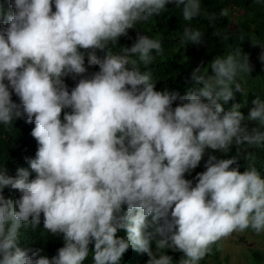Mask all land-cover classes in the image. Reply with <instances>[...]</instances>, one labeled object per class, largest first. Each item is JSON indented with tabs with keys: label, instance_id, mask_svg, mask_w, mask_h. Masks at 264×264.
<instances>
[{
	"label": "clouds",
	"instance_id": "clouds-1",
	"mask_svg": "<svg viewBox=\"0 0 264 264\" xmlns=\"http://www.w3.org/2000/svg\"><path fill=\"white\" fill-rule=\"evenodd\" d=\"M169 3L182 7L184 21L203 15L213 25L228 16L202 12L201 0H11L15 11L0 19V124L21 115L34 121L38 149L28 160L34 179L28 168L15 177L0 170V264H84L90 253L93 264H120L129 248L146 254L147 264H174L169 248L183 253L177 264H199L233 233H264V177L244 147H264V100H252L247 118L240 103L223 107L233 85L244 93L236 77L250 73L248 55L237 47L215 57L212 75L197 67L191 78L202 87L180 95L155 88L149 67L160 39L138 34L131 47L114 50ZM202 37L185 27L181 39L200 44ZM85 53L99 71L69 92L63 78L87 71ZM233 146L235 155L220 158ZM206 149L220 156H209L193 186L185 173ZM8 186L19 198H5ZM41 214L43 230L65 241L51 259L18 246L21 226L35 230Z\"/></svg>",
	"mask_w": 264,
	"mask_h": 264
},
{
	"label": "trees",
	"instance_id": "trees-1",
	"mask_svg": "<svg viewBox=\"0 0 264 264\" xmlns=\"http://www.w3.org/2000/svg\"><path fill=\"white\" fill-rule=\"evenodd\" d=\"M201 7L202 12L216 13L217 15L222 9H227L228 16L218 17L213 25H210L208 20L203 18V15L192 21H184L182 7L177 8L174 4L169 3L166 4V9L159 16H154L146 22H139L136 28L129 29L126 36H121L118 39V47L114 50L119 52L120 47H131L138 34L160 39L162 41V51L157 54L153 50L154 60L149 67L153 79L156 80L155 88L158 91L165 89L177 91L180 95H184L190 88L202 87V85H197L191 78L194 69L200 67L201 72L199 74H203L204 68H207L208 75H212L210 62L215 57L226 56L237 47H241L242 53L248 55L249 63L252 66L250 73H238L236 77V81L241 84L245 94L236 91L233 85L234 98L224 103L223 107L228 110L234 103H240L242 105L241 111L247 118L251 107H253L252 100L255 97L264 100V62L259 58L264 49L260 45L253 46L250 39V37H253L264 43V0H201ZM53 10H55L54 4ZM14 11L15 9L11 7V0H0V19ZM185 27L199 29L203 32L200 44L182 42L181 38ZM215 33H219L220 36ZM240 33H243L245 38L239 42L238 36ZM224 37L228 38L225 39ZM97 55L102 57L104 53L97 50ZM85 67L87 71L81 76L73 77L69 75L63 78L69 92L81 78H91L95 72L99 71L98 65L88 64L87 53H85ZM141 69L144 70L143 65H141ZM5 83L8 82L5 81ZM9 91L12 94L13 102L20 104V99L11 89V86H9ZM178 103H180L179 100L175 101L173 107ZM63 111L71 110L65 109ZM243 123L252 128L256 127L258 122L245 119ZM34 127V121L28 123L24 115L14 118L11 126L0 124V170L4 168L7 175L15 177L17 169L28 168L30 171L29 179L35 178L36 174L31 172L28 163L29 159L35 158L38 149V143L31 135ZM244 147L255 155V166L264 177V147L248 148L246 145ZM235 151L236 148L233 146L227 156H220L214 150L206 149L200 164L195 169L185 173V179L191 180L193 186H195L197 174L206 171V162L210 155L216 154L220 158H228V156L235 155ZM236 166L232 165L231 167ZM246 166V163L241 159L239 161V171H245ZM3 195L6 199L14 201L19 198L20 192L8 186L3 189ZM117 235L124 236L125 233L119 231ZM64 243L62 234L54 235L43 230L42 214L41 224L35 230L31 226L27 228L21 226L18 246L27 250L28 255L39 249L40 255L51 259L58 254V249L63 247ZM89 247L91 249L94 245ZM219 247L218 242L199 264H209L208 256H212L219 261ZM165 252L172 257L174 264H177L183 256L182 252L170 248L166 249ZM252 254L256 262L262 260V254L259 250L252 249ZM148 259L146 254L129 248L123 255L120 264H147ZM84 264H93L91 253ZM220 264H222V261Z\"/></svg>",
	"mask_w": 264,
	"mask_h": 264
},
{
	"label": "rangeland",
	"instance_id": "rangeland-1",
	"mask_svg": "<svg viewBox=\"0 0 264 264\" xmlns=\"http://www.w3.org/2000/svg\"><path fill=\"white\" fill-rule=\"evenodd\" d=\"M219 246L220 260L208 256L209 264H220L221 261L222 264H264V233L257 234L251 229L243 233H233L230 237L219 241ZM252 249L261 252V261L256 262L252 257Z\"/></svg>",
	"mask_w": 264,
	"mask_h": 264
}]
</instances>
